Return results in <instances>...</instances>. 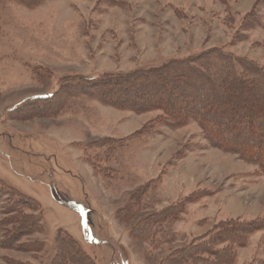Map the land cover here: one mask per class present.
<instances>
[{"label": "rangeland", "instance_id": "1", "mask_svg": "<svg viewBox=\"0 0 264 264\" xmlns=\"http://www.w3.org/2000/svg\"><path fill=\"white\" fill-rule=\"evenodd\" d=\"M257 2L0 0V182L38 201L25 212L41 227L20 242L42 245L0 247V264H52L64 234L95 264H168L220 222L264 218V174L212 146L193 120L148 125L161 111L87 97L54 114L51 101L22 106L73 78L128 76L213 48L264 68ZM233 264H264V230L235 247Z\"/></svg>", "mask_w": 264, "mask_h": 264}, {"label": "trees", "instance_id": "2", "mask_svg": "<svg viewBox=\"0 0 264 264\" xmlns=\"http://www.w3.org/2000/svg\"><path fill=\"white\" fill-rule=\"evenodd\" d=\"M260 2L264 0H258L257 4ZM253 15L255 8L248 17ZM61 90L26 99L22 106L25 109L41 107L42 111L43 104L35 102L51 101L50 110L54 114L66 106L70 98L87 97L136 113L159 110L161 114L148 125L157 122L180 127L193 120L212 146L236 154L245 162L256 165L264 174V68L248 59L213 48L128 76L73 78L67 80ZM107 141H102L101 145ZM0 196L5 197L0 219V247H30L21 243V239L38 231L41 226L39 217L26 213L25 208L34 209L38 201L2 182ZM193 198L189 196L186 201ZM184 208L185 202H182L164 209L161 214L152 215L144 221L146 227L142 233L148 232V227L159 220H165L167 213L176 212L172 210L181 213ZM262 230L264 218L220 222L199 242L183 247L167 262L233 264L235 247L245 246L250 235ZM58 241L59 251L52 264H95L68 234L58 236ZM36 245L35 241L30 248L34 251L41 249L42 245L39 248Z\"/></svg>", "mask_w": 264, "mask_h": 264}]
</instances>
